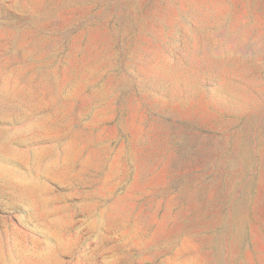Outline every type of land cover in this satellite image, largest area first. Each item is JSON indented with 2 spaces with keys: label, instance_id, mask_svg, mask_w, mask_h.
Here are the masks:
<instances>
[{
  "label": "rangeland",
  "instance_id": "374dc122",
  "mask_svg": "<svg viewBox=\"0 0 264 264\" xmlns=\"http://www.w3.org/2000/svg\"><path fill=\"white\" fill-rule=\"evenodd\" d=\"M0 264H264V0H0Z\"/></svg>",
  "mask_w": 264,
  "mask_h": 264
}]
</instances>
